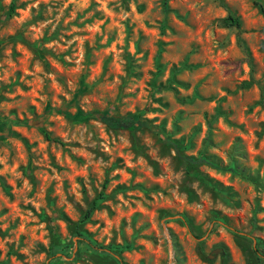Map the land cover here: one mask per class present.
I'll return each instance as SVG.
<instances>
[{
	"label": "rangeland",
	"instance_id": "rangeland-1",
	"mask_svg": "<svg viewBox=\"0 0 264 264\" xmlns=\"http://www.w3.org/2000/svg\"><path fill=\"white\" fill-rule=\"evenodd\" d=\"M263 94L253 0H0V264H264Z\"/></svg>",
	"mask_w": 264,
	"mask_h": 264
},
{
	"label": "trees",
	"instance_id": "trees-1",
	"mask_svg": "<svg viewBox=\"0 0 264 264\" xmlns=\"http://www.w3.org/2000/svg\"><path fill=\"white\" fill-rule=\"evenodd\" d=\"M253 1H254V4L258 6L262 12H264L263 3L260 0H253ZM11 8L12 10L14 9V4H12ZM226 21L231 26L239 27L241 25L240 18L234 14H229L228 17L226 18ZM14 38H20L31 45V43L28 40H26L21 33H18ZM261 102L264 106V94L262 95ZM94 118L102 122L107 128L113 129V130H128L129 132L135 134L140 130L148 129L150 131L158 133V131H156L157 130L156 127L151 123L149 119L136 116L133 114L117 115L113 113L112 111H109V112H104V113H96V115H94ZM46 136L48 139H51L49 133H46ZM179 152L180 151L178 150V154H180ZM195 162L196 163H208L209 160L206 157L202 156L198 159H195ZM216 166L224 170H230L232 172H236V169H234L233 167H225L222 165H216ZM187 173L193 178L197 179L201 184L209 188H214V185L211 183V181L206 177V175L200 169L198 168H193L192 170L188 169ZM103 198H104V192H101V194L95 200H93L92 205L87 209L86 213L84 214L85 219L89 218L92 212L97 207H99L100 201ZM77 234L80 235L81 233L78 231ZM79 241H82V239L80 238ZM89 246L96 250H107V251L114 252L116 255H118L116 256L117 259L121 263H123L119 254L122 252L125 246H119V245L110 246L109 245L107 247H104L102 245L95 244L93 242H89ZM113 248L116 249L117 251L113 250Z\"/></svg>",
	"mask_w": 264,
	"mask_h": 264
}]
</instances>
